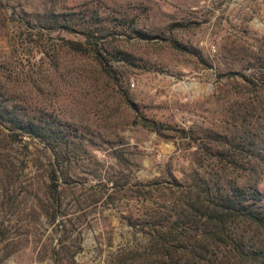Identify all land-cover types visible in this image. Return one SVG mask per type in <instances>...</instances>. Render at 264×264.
Listing matches in <instances>:
<instances>
[{
	"label": "rangeland",
	"instance_id": "rangeland-1",
	"mask_svg": "<svg viewBox=\"0 0 264 264\" xmlns=\"http://www.w3.org/2000/svg\"><path fill=\"white\" fill-rule=\"evenodd\" d=\"M46 1L0 0V100L56 118L77 137L57 172L56 201L50 153L0 138V264H106L141 250L144 220L173 213L192 137L228 126L241 88L226 74L247 70L246 52L264 44V0H61L66 10L97 4L155 36L113 31L107 46L131 63L99 45L109 74L89 46L67 44L77 37L26 24Z\"/></svg>",
	"mask_w": 264,
	"mask_h": 264
},
{
	"label": "trees",
	"instance_id": "trees-1",
	"mask_svg": "<svg viewBox=\"0 0 264 264\" xmlns=\"http://www.w3.org/2000/svg\"><path fill=\"white\" fill-rule=\"evenodd\" d=\"M62 3L47 0L26 24L35 23L38 31L77 37L78 41L67 44L75 51L89 46L107 74L112 71L110 58L97 51L99 45L114 61L131 63V55L107 46L113 31L123 29L140 41L155 39L135 19L114 18L112 12H100L97 4L66 10ZM246 53L248 69L226 74L238 77L241 88L228 126L222 131L205 130L202 137L191 139L189 148L195 150L187 172H182L180 189L172 196L173 213L161 212L144 220L141 250L119 253L106 264H264V192L258 188L264 180V44ZM113 79L122 89L120 77ZM120 96L132 107L127 91ZM141 124L157 134L163 130L155 121L145 119ZM76 133L56 118L0 100V138L8 143L27 138L50 153L49 190L55 201L57 172L74 150Z\"/></svg>",
	"mask_w": 264,
	"mask_h": 264
}]
</instances>
